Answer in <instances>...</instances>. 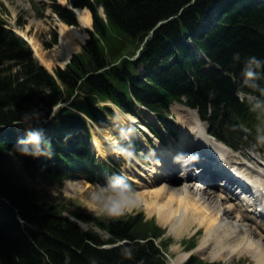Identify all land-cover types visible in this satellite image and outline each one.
Instances as JSON below:
<instances>
[{
    "label": "trees",
    "instance_id": "trees-1",
    "mask_svg": "<svg viewBox=\"0 0 264 264\" xmlns=\"http://www.w3.org/2000/svg\"><path fill=\"white\" fill-rule=\"evenodd\" d=\"M72 1L75 5L91 7L95 31L102 36L104 44L92 32L65 68H55L56 76L35 60L25 40L12 31H5L0 24V127H20L29 119L49 118L55 105L67 100L76 87L83 89L84 95L76 97L72 105L94 118L100 115L94 103L98 97L111 98L127 106L132 100L128 92L131 87L140 101L158 111L167 101L186 96L187 103L199 106L205 117L210 96H224L229 109L227 118L257 122L256 115L233 97L230 90L242 80L244 89L264 95V10L246 11L235 7L225 13L208 37H193L212 60L235 74L237 80H233L221 74L208 77L202 74V63L196 62L189 47L182 43L183 38H188V32L198 31V21L204 19L215 0H194L193 3H190L193 0H96L103 3L107 21L91 0ZM183 6L179 16L158 28L138 59L129 57L159 20L177 14ZM55 9L65 21L74 22L75 14L71 10L61 5ZM174 55L177 62L166 63V69L155 74L156 77L148 76L147 81L137 79L141 62H155L158 58L167 62ZM186 70L202 82L199 91L185 77ZM212 120H216V115ZM84 122V117L72 108L61 107L49 124L54 130L68 134L64 138L58 133V143L69 147L66 143L71 139V130H83ZM35 124L32 121L27 125L34 127ZM22 149L16 148L14 152L26 172L36 175L40 171L48 178L56 177V172L45 164H36L32 151ZM8 150V138L0 137V264H159V249L153 242L145 244L135 240L161 232L153 221L144 219L142 212L124 213L116 219L77 213L81 220L105 229L109 237L103 239L96 228L84 230L62 214L59 205L43 200L36 188L24 184L22 175L13 171ZM62 153L59 151L52 159L57 168L71 162ZM18 212L37 230L23 228ZM124 239L129 241L100 248L105 242ZM191 264L203 262L194 258Z\"/></svg>",
    "mask_w": 264,
    "mask_h": 264
},
{
    "label": "bare ground",
    "instance_id": "bare-ground-1",
    "mask_svg": "<svg viewBox=\"0 0 264 264\" xmlns=\"http://www.w3.org/2000/svg\"><path fill=\"white\" fill-rule=\"evenodd\" d=\"M68 3L67 0H61ZM79 22L84 27H91L93 24L92 12L88 7L77 9ZM61 42L51 49L43 50L38 40L34 37H28L30 43L35 49V53L41 58L44 64L51 68L55 63L65 64L73 51L77 49L80 42L88 37L87 31L80 30L75 26H67L61 22ZM24 35H27L24 32ZM143 108V107H142ZM114 109L118 113L116 118L110 117L112 125L110 127L100 128L95 126L93 145L96 147L100 156L105 157L108 154L119 159L124 153L123 148L119 146L118 136L122 134L126 137L141 134L136 128L137 117L131 113L120 111L115 105ZM141 112V116L153 117L147 109ZM181 123L182 141L170 144L166 147L160 142H155L156 152L152 149V155L157 158L151 168L143 167L145 175H149L146 187L143 191H137L134 197L123 196V202L128 206H137L144 204L149 213H156L162 223H171V230L182 233L191 229V225L198 223L205 227L206 235L202 239L199 248L217 246L218 251L212 253V257H230L232 253L246 250L257 257L258 264H264V220L258 219L257 214L250 213L247 208L253 199L252 191L254 187L245 188L244 194H239V190L232 192L229 185H212L208 190L200 192L192 181L184 180L180 184L170 183V177L166 176L167 166L174 160L183 158L188 154H194L196 147L201 149L198 153L202 158H213L215 153L219 161L224 162L228 173L226 177H231L230 172L236 170L237 173L246 178L251 177L254 183L264 185V173L247 166L244 167L240 161L235 159V154L226 146L220 144L207 131V127L199 120L197 116L191 122L183 118V113H179ZM146 130H148L145 127ZM152 134V133H151ZM148 147H151L150 142ZM127 153H131L127 149ZM196 155V154H194ZM190 157V156H188ZM201 166H198L200 170ZM188 168L179 170L178 177L186 178ZM125 171L130 172V178L139 181L138 169L132 165H126ZM221 174L220 171H218ZM189 173L196 177V171L191 169ZM144 175V176H145ZM236 182L243 186L244 179L239 176ZM209 182L211 177L209 176ZM241 183V184H240ZM205 185H201L203 188ZM253 208H250L252 210ZM182 255L180 259L185 257Z\"/></svg>",
    "mask_w": 264,
    "mask_h": 264
},
{
    "label": "rangeland",
    "instance_id": "rangeland-1",
    "mask_svg": "<svg viewBox=\"0 0 264 264\" xmlns=\"http://www.w3.org/2000/svg\"><path fill=\"white\" fill-rule=\"evenodd\" d=\"M55 1H57L58 3L62 2L61 0H55ZM52 2L53 0H0V14L6 22L5 26L7 29H12L23 34L24 32H26L27 35L25 36L36 38V40L39 41L41 48L43 50H51L60 44L61 29H62L61 22H64L65 24H67V26L70 27L75 26L76 28H80V30L88 32V29L80 24L77 13L75 14L74 22L70 23L64 21V19L53 10ZM4 6L8 10L5 9ZM55 34H56V38H55ZM83 42L84 41L78 44L77 49L75 51H79L81 49ZM33 56L35 57V60H37L39 64L45 65L44 62L41 60V58L38 56V54L35 53V51ZM65 65L66 64L55 63L49 69L53 71L56 66L62 68ZM79 90L81 92L79 96H83L82 93L84 92V90L80 88ZM186 112H187L186 106L183 104L176 103L173 106L172 116L174 118L170 120V126L172 127V129L178 130L179 123H177L174 120L178 118L177 117L178 113L181 114L183 113L185 119L186 120L189 119L187 118V115L184 114ZM144 119L146 120L148 118H144ZM138 120L139 119L137 118V121ZM161 131L163 132L165 137L169 135L166 132V130H161ZM140 133L142 135V132ZM169 140L166 139L167 141L166 143H168ZM155 142L157 141L155 140ZM123 156L124 154L122 153V156L120 158H122ZM10 162L13 171L18 172L20 175H22V182L24 184H26L29 187L36 188L40 192L41 198L43 200H46L51 204L59 205L60 206L59 211L62 214L71 217L72 220L75 219L79 220L84 228L94 227L97 230L99 229L91 221L89 222L82 221L76 215L77 213L83 212L94 216H98V215L116 216V215H122L126 211L143 210L146 213L147 217H154L158 222L160 221L156 213H149L147 211V208L145 207L144 204H140L137 206H128L125 205L123 202L122 199L123 196L127 195L130 197H134L137 191L144 190V188L146 187V180L144 179L142 181H140L139 179V181H137L140 182L138 183V185L136 184L132 185L129 182H127V184L126 183L124 184L123 182L116 184L113 182L112 185L107 184V186H105L103 185L102 182H98V183L87 182L88 181L87 178H85L83 174H79L77 175L76 178L67 179L62 184H58V183H54V181L48 178L47 179L42 178L41 180V177L36 178V176L34 175L30 176L23 169L21 164L14 159V157L13 158L11 157ZM125 166H124V170H125ZM147 168H151V167H147ZM137 169L139 173H144V175L146 174L145 171H143V168H137ZM140 175L142 174H139V176ZM125 187H126L125 190L120 189ZM123 191H128V192L123 193ZM162 226L168 228L163 238L172 239L169 245V255H171L172 257H174V255H181L184 253L186 249L183 243L184 240L189 239L192 235L197 233L198 230L200 231L197 234V239H196L197 243L202 244V239L206 235L205 227L200 226L198 223H194L193 225H191V229L186 230L182 233L172 231L171 223H166V224L162 223ZM100 234H102L103 238H105L106 235H109L105 230H101ZM209 245L210 246L207 245V247L217 248V246H212V244L210 243ZM207 247H204L206 248L205 251L196 250L195 252L197 254L205 256V258H208L207 254L211 251V249ZM244 252H246V250L243 251V253ZM248 252L249 251H247V253ZM237 253L242 254L241 251L239 252L237 251ZM251 255L253 254L251 253ZM238 256L240 255L235 254L231 258L227 259L226 260L227 264H236L238 260ZM253 257L257 260L256 256L253 255ZM244 264H255V261L250 257V260L246 261Z\"/></svg>",
    "mask_w": 264,
    "mask_h": 264
},
{
    "label": "clouds",
    "instance_id": "clouds-1",
    "mask_svg": "<svg viewBox=\"0 0 264 264\" xmlns=\"http://www.w3.org/2000/svg\"><path fill=\"white\" fill-rule=\"evenodd\" d=\"M28 140L36 145V149H39L40 135L38 133H36V132L30 133ZM22 151H24V152L32 151V154H34V155L40 154L39 150H31L28 147H24L22 149Z\"/></svg>",
    "mask_w": 264,
    "mask_h": 264
}]
</instances>
